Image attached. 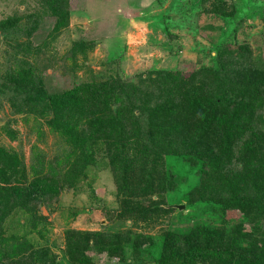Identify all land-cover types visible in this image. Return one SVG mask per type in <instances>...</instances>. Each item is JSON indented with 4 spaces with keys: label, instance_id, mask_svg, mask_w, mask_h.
Segmentation results:
<instances>
[{
    "label": "trees",
    "instance_id": "trees-1",
    "mask_svg": "<svg viewBox=\"0 0 264 264\" xmlns=\"http://www.w3.org/2000/svg\"><path fill=\"white\" fill-rule=\"evenodd\" d=\"M70 3L38 0L40 9L24 16L27 27L18 26L23 17L0 25L6 36H16L5 43L0 96L33 120L39 141L46 126L63 142L50 160L33 154L29 168L0 145V264H57L48 249L9 236L6 223L20 213L34 223L45 203L90 188L98 155L116 188V219L146 225L164 222L174 210L165 200L178 189L169 160L200 167L190 202L221 206L225 228L164 231L162 264H264L263 57L248 44L228 45L213 69L152 71L143 78L121 76L119 62L111 61L103 74L68 91L53 89L43 78L44 63L57 57L54 42L68 27ZM95 43L74 41L64 56L71 64L60 68L71 74L85 68ZM4 131L18 138L9 126ZM231 212L239 219L226 221ZM64 238L70 264H95L98 255L120 262L129 245L120 234L69 230Z\"/></svg>",
    "mask_w": 264,
    "mask_h": 264
},
{
    "label": "rangeland",
    "instance_id": "rangeland-1",
    "mask_svg": "<svg viewBox=\"0 0 264 264\" xmlns=\"http://www.w3.org/2000/svg\"><path fill=\"white\" fill-rule=\"evenodd\" d=\"M70 1L68 27L56 38L52 51L58 58L44 63L48 68L43 78L53 89L68 91L92 74H103L106 63L111 61L119 62L116 68L121 76L132 78L152 71L187 73L213 69L223 47L235 44H248L254 56L261 55L264 60V0ZM38 9V0H0V25L7 18L23 17L18 26L27 27L24 16L33 15ZM14 37L0 30V77L7 68L5 51L9 48L5 43ZM90 39L96 43L87 54L85 68L74 74L62 70V64H71L64 59L71 44ZM81 59L78 55V65L82 64ZM10 99L0 96V145L21 156L27 168L33 154H46L48 160L56 156L57 145L63 144L59 136L43 126L40 129L43 138L39 141L38 127L32 119L27 122L25 116L16 112L8 103ZM6 126L17 132L16 140L8 139ZM96 160L95 172L88 179L92 181L90 188L65 192L45 203L34 223L29 216L13 215L6 223L8 235L25 240L27 246L48 249V257L57 264H70L64 245L67 231L120 234L129 245L124 260H112L113 264H162L164 231L188 235L197 227L225 228L221 206L190 202L189 193L196 186L200 167L186 164L182 159L168 162L176 175L178 189L166 195V203L174 207L167 220L146 225L116 219L119 200L114 182L108 177L103 156L98 155ZM225 219H239V215L231 212ZM92 259L95 264L111 263L105 255Z\"/></svg>",
    "mask_w": 264,
    "mask_h": 264
},
{
    "label": "water",
    "instance_id": "water-1",
    "mask_svg": "<svg viewBox=\"0 0 264 264\" xmlns=\"http://www.w3.org/2000/svg\"><path fill=\"white\" fill-rule=\"evenodd\" d=\"M180 208H182V207H180Z\"/></svg>",
    "mask_w": 264,
    "mask_h": 264
}]
</instances>
